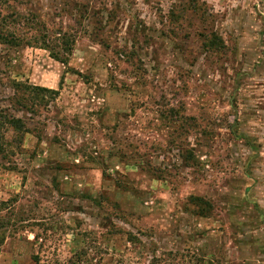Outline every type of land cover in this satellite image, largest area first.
Instances as JSON below:
<instances>
[{
  "label": "rangeland",
  "instance_id": "374dc122",
  "mask_svg": "<svg viewBox=\"0 0 264 264\" xmlns=\"http://www.w3.org/2000/svg\"><path fill=\"white\" fill-rule=\"evenodd\" d=\"M0 264H264V0H0Z\"/></svg>",
  "mask_w": 264,
  "mask_h": 264
},
{
  "label": "trees",
  "instance_id": "16d2710c",
  "mask_svg": "<svg viewBox=\"0 0 264 264\" xmlns=\"http://www.w3.org/2000/svg\"><path fill=\"white\" fill-rule=\"evenodd\" d=\"M2 36V35H1ZM39 90H42V91H47V92H51L53 94H57V91L55 90H52V89H47L45 87H37ZM7 122L9 124H11L12 126L14 127H17V128H21L23 125H22V122H21V119L19 118H12V119H8L7 117Z\"/></svg>",
  "mask_w": 264,
  "mask_h": 264
}]
</instances>
